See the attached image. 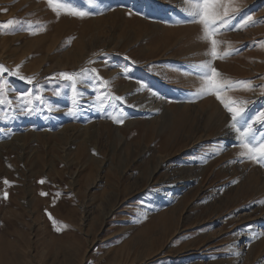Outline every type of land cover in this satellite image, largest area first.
<instances>
[{
    "label": "rangeland",
    "instance_id": "1",
    "mask_svg": "<svg viewBox=\"0 0 264 264\" xmlns=\"http://www.w3.org/2000/svg\"><path fill=\"white\" fill-rule=\"evenodd\" d=\"M190 3L0 0V264H264V165L197 94L205 61L249 82L221 96L264 142V0H231L215 60Z\"/></svg>",
    "mask_w": 264,
    "mask_h": 264
},
{
    "label": "snow or ice",
    "instance_id": "2",
    "mask_svg": "<svg viewBox=\"0 0 264 264\" xmlns=\"http://www.w3.org/2000/svg\"><path fill=\"white\" fill-rule=\"evenodd\" d=\"M50 4L54 3V0H49ZM62 8V4L56 3L55 9L59 10ZM6 10V9H5ZM70 14L83 17L86 13L82 10L69 9ZM185 11L189 12L188 17L185 18L184 22L198 23L202 27V40L210 44V50L208 54L211 56L212 60L217 58L223 59L224 57L230 55L231 53L225 52L221 54L217 50L218 41L215 39V36L219 33L222 28L231 26V20L233 17L230 13L235 12L236 9L231 6V0H191L190 10L186 9ZM252 17L248 16L246 21H251ZM13 24V21L9 20L6 22L4 27ZM234 51H239L234 50ZM203 70L202 80L204 81V86L199 89L198 93L201 96L204 95H215L216 99L220 101L223 107L231 116L232 123L230 127L235 129L239 134L236 138L237 142L242 144V147L245 151L241 152V156H246L249 160H252L256 163L264 165V142H255V135H253V123L250 122V118L245 119L246 109L242 106H239L236 100L226 99L221 96V91L227 90L232 87L233 83L245 84L249 82L244 81H225L221 82L218 80V77L221 75L218 70L212 66L211 61H205L202 65L199 66ZM5 71L4 66L0 65V73ZM92 73H96L95 69L90 70ZM64 81L69 82L73 91L77 90V76L79 74H72L62 72L58 74ZM20 79H25L21 76ZM28 82L31 83L32 80L29 78ZM40 99V97H37ZM117 100H121V97H116ZM30 102V101H28ZM4 103L0 99V104ZM246 103V102H245ZM69 114H72L71 111ZM256 120L264 121V113L257 115ZM118 123H123V120L116 121ZM239 125V127H238ZM246 125V127H245ZM5 184L8 181H4ZM43 183V181H41ZM7 192L4 193V197L7 198ZM41 195H46L41 193ZM51 219V216H50ZM54 226L56 221L53 220ZM56 231H60L59 227L55 228Z\"/></svg>",
    "mask_w": 264,
    "mask_h": 264
},
{
    "label": "bare ground",
    "instance_id": "3",
    "mask_svg": "<svg viewBox=\"0 0 264 264\" xmlns=\"http://www.w3.org/2000/svg\"><path fill=\"white\" fill-rule=\"evenodd\" d=\"M161 102V101H160ZM165 104H161V103H157V105L155 106V108H165ZM163 113H164V115L167 113V110L166 109H164L163 110ZM164 120H165V122L167 121V119L166 118H163ZM229 121V120H228ZM234 130V129H233ZM231 134V133H230ZM234 137H235V135H234ZM232 139V138H231ZM236 141V140H235ZM159 160V163L161 164L162 163V161L160 160V158L158 159ZM158 163V164H159ZM163 165V164H162ZM201 172V171H200ZM153 174V173H152ZM199 176V175H198ZM175 182V181H174ZM169 184V183H168ZM167 184V185H168ZM240 234V233H239ZM243 236V235H242ZM243 238V237H242Z\"/></svg>",
    "mask_w": 264,
    "mask_h": 264
}]
</instances>
